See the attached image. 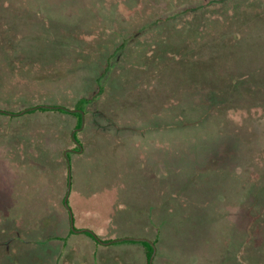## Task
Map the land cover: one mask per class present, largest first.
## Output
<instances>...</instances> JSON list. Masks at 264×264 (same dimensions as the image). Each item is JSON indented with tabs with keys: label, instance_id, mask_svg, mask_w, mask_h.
<instances>
[{
	"label": "trees",
	"instance_id": "16d2710c",
	"mask_svg": "<svg viewBox=\"0 0 264 264\" xmlns=\"http://www.w3.org/2000/svg\"><path fill=\"white\" fill-rule=\"evenodd\" d=\"M44 1L45 3H43L47 6V2L50 0ZM147 1L150 0H110L108 3V8L111 9L110 16L103 17V21L105 22L111 17L118 19L117 28L107 32L109 37L107 40L110 42L112 49L110 53L112 54L114 50L122 51L120 60L130 63V65L134 63L138 66L137 69L143 63L147 67L149 66L150 69L142 72L144 73L142 75L143 79H148V74H151V72L153 75L160 73L161 68H175L172 75L167 73L168 70L164 73L167 78L177 76L180 86L187 94L184 97L180 95V92L175 93L178 94V99L175 100L178 103L175 109L169 107L170 110H166L163 130L169 125H178L181 129L179 134L181 133L183 142H194V147L188 151L184 148L182 150L176 148L175 150L172 147L173 142H170V138L162 139L161 123L160 127H156L157 124H153L151 121L147 123L138 122L136 116L133 117V115L129 116L128 114L129 111L133 112V110L125 108L124 112L128 114V123L137 122L131 129L127 127L125 132V136L130 142V152L113 151L112 158L108 157L112 165L103 170L104 181L101 185L93 167L99 164L98 158L102 153L97 150L88 151L85 148L83 149V142H79V140L77 145L73 144L74 146L69 141L72 138V131H75L73 137L77 139L78 135L81 136L82 133L91 128V126L86 125L82 128L83 119L80 111L82 108L79 105L92 103L95 97L105 94L108 89H118L117 76H115V73L111 75L112 79L109 86L108 82L104 85L101 83L103 79L109 78H107V75L103 74V79L100 78L101 76H97L95 81L90 79V84L93 86L94 83L97 86V88L94 86L96 91L93 93H97V95L92 94L89 98L81 97L76 106L69 108L43 104L38 89L31 87V84H34L36 80L28 83L18 77L15 74V65L18 66L19 64L20 68L23 60H28L32 53L39 52V48L44 49L46 45L51 46L50 48L54 52L52 53L56 56L62 53L64 56L67 49L65 50V47L59 45L60 42L53 41V39L51 41L48 36L46 42L33 44L32 39L38 36L39 30L35 26V21H26L24 26L27 30L25 29L22 42L20 41L17 44L18 48L13 46L9 51L6 44H1L2 39H0V79L3 80L2 82L8 80L7 78L13 79L17 82L16 85L23 86V89L29 87V90L27 93H23L26 96L11 97L10 92L8 94V90L4 89L0 81V104H4L5 107L3 108H6L3 111L1 106L0 116L7 115L9 118V115H11L9 119H13L14 116L22 113H24V116H31V119H34L33 127H35L32 134L37 132L39 124H44L42 116L47 115L45 113L48 112H62L74 117L76 122L73 127L67 128L69 131L71 129L70 137L63 138L64 141L61 140L62 134H59V138L49 141H44L45 139L37 140L42 146H46L47 143L50 144L51 142L60 145L61 156L56 163H53L52 169L33 160L34 158L42 159V152H38L41 148L37 144L29 146L21 138L11 139L9 132H5V126L0 128V178L4 179V181H1V186L7 187L4 191L1 189L0 264H39L38 259L40 264H44L46 254H49L47 243L50 241H64L68 234L74 233L71 224V213L66 205L70 174L72 181L69 205L72 210L73 206L70 203L71 199H74L76 203L78 186L75 174L76 168H73L71 156L68 154L70 168L64 156L66 150L69 149L76 157L79 156L77 159L80 162L90 157L91 175L88 178L92 177L98 182V184L88 188L90 194L87 196V201L91 202L84 214L86 215L89 209L97 211L112 210L113 215L123 220L131 216L130 212L133 211L134 216H138L141 221L140 228L136 229L137 234L148 237L153 245L146 240L121 241L116 239L114 241L115 238L112 237L106 238L91 232L86 234L93 238L98 245L101 243L100 240L112 242L113 245L123 242L140 243L145 249L147 264H150L155 248L157 252L153 264H212V257L202 255L204 250L200 252L198 248V237L200 234L205 233L202 227L209 221L204 212L212 206L211 203H216L219 207L222 206L223 201H220L219 192L220 184L224 186V184L237 183L238 178H241L248 186V181L254 179L257 186L253 196L256 195L258 199L252 198L245 205L240 201L241 203L238 202L236 207L241 219H244L241 223H245L251 228L255 227L257 235H255V240H245V236L236 233L237 240L232 237L233 242L228 244L231 250L227 254V258L234 261L239 258L243 251L246 252L247 249L250 251L253 246L257 254L255 257L250 254L251 259L258 261V264H264V257H261L259 250V247H264L263 241L260 239L261 234H263L261 229L264 225V171L260 166H256L254 171H249L250 167L255 165V162L252 159L243 157L245 152L253 153L259 147H262L263 143L254 131L252 137L241 134L240 129L235 127V124L233 125V120L228 118L231 107L234 109L237 107L236 105L239 107L242 104L243 107L244 103H247L249 106L254 105V108H257L260 104L264 108V44H262L264 40L255 37L249 38L247 35L237 37V31L248 29V25L252 22H257V24H254L250 34L257 32L256 30H259L260 27L264 29V0H151L152 7L148 10L149 12L147 11V18L138 19L136 15H132L137 11L145 12L147 10L145 7L149 9L148 3L145 4ZM89 2L91 3H86L87 6L83 7L82 5V7L89 10L99 9V5L104 7L102 0L100 3L97 0H89ZM23 4H27L26 13L30 14L42 8L41 0L40 2L23 0ZM61 8L57 7V14L53 13V19L58 21L55 23L59 25H62L59 22L61 21L59 16V14H62L59 10ZM11 11L14 16L19 15L18 10L13 11L10 9L9 12ZM117 12H124L125 15L122 16ZM214 19V22L219 20L226 24L224 30L220 31L218 35L212 32L215 25L208 23ZM8 27L11 28V25H8ZM56 28L60 27L57 26ZM41 30V33L48 35L44 29ZM262 32L264 33V31L259 30L258 33ZM54 38L58 39V34ZM249 39L252 42H259L262 47L260 45L253 47L248 44L250 48L248 49L245 43ZM127 41H133L130 47L126 46ZM73 42L79 43V38H76ZM182 48H184L183 51L188 52H185L184 59H180V61L177 60L176 55ZM19 49L23 50L19 51ZM157 49L161 51L162 57L152 62L149 58L154 56ZM135 50L140 51V59H137ZM256 50H258V53ZM261 50L263 56L259 54ZM9 52H11V55L23 57L22 61L19 63L16 58L14 63H9ZM19 52H21V55ZM226 54H230L229 58L225 57ZM170 55L173 56L170 57ZM70 56V59H73V55ZM228 60H231L230 65L235 68V71L232 68L226 70ZM216 61L221 64L216 65ZM196 62L198 64L194 67ZM208 65L211 66V70L208 72L207 70L202 71L206 75L195 73L196 69H204ZM53 67L56 70L61 69L60 64ZM131 68L129 69L132 72L134 69ZM22 70H26V67ZM54 74L52 73V76L56 79ZM63 75L67 76H58L62 85L69 79L68 71ZM33 76L36 77V75ZM199 76H203L205 79L202 80ZM131 77L136 78L135 73ZM8 83L13 84L12 81H8ZM161 84L163 82L157 85L160 86ZM143 88L148 90L147 93L151 90L148 85ZM137 89L133 88L131 91ZM57 90L60 92L61 89ZM29 91L33 94L31 95ZM129 91L130 88L126 91V96L129 95ZM45 95L50 96L48 93H45ZM168 96L171 99L172 94ZM112 97H114L113 94ZM141 97L145 101L146 96ZM261 103L263 104L261 105ZM6 105L9 107H6ZM173 114L175 121L178 123H172L173 120H170ZM5 120L9 123L7 118ZM155 122L157 121L155 120ZM125 128L126 125H124ZM217 134L221 137V140L213 142L212 139ZM255 137L259 138L258 143L255 141ZM31 138H34V136ZM144 138H146L144 144H150L152 151L141 149L140 154L132 152L135 150L134 148H137L133 145H142ZM169 143H171L172 151L169 149L164 151H168L171 156L178 159L171 166L165 165V158L163 159L160 151L162 147L166 148V144ZM71 146L72 148H69ZM113 146H116L114 139L110 147ZM215 146H218V148ZM113 161H115L117 168L110 170ZM32 162L34 164L31 166ZM160 165H165V170H168V175L164 178H160ZM179 165L181 169H183V166L188 167L190 165L193 168L184 171V174L183 172L178 173L175 168ZM239 165H242L240 167L243 168V171L238 173ZM14 166L16 169L13 168ZM135 176H141L142 180L139 184L135 182ZM126 183L131 186L130 190L134 195L132 203L121 198V193H123L121 190ZM259 185L261 188H259ZM17 190H21V192ZM101 194H105L106 197L111 194V197L108 196L111 204L105 206V208L92 203V201L95 202L99 199ZM135 196L139 198L136 199ZM117 207L120 208L116 209ZM115 209L116 211H114ZM259 242L261 245H259Z\"/></svg>",
	"mask_w": 264,
	"mask_h": 264
},
{
	"label": "rangeland",
	"instance_id": "374dc122",
	"mask_svg": "<svg viewBox=\"0 0 264 264\" xmlns=\"http://www.w3.org/2000/svg\"><path fill=\"white\" fill-rule=\"evenodd\" d=\"M35 1L40 2V0L38 1L35 0ZM100 1L101 0H97L98 3H100ZM102 1L104 2V7H101V5H99V9L89 10L83 8L86 5V3L88 4L91 3L89 2V0H50L49 2H47V6L44 4L45 1L41 0V4L44 2L41 5L42 7L41 10L38 9L35 11V13L34 12L31 13L32 14L31 17L30 13H26L27 12L26 9H28V6L27 4H23V0H0V37H1L0 39H2L1 44H6L7 49L9 51H11V47L13 46L17 47V44L20 43V41L22 42L23 36H25V29L27 30V28H25L24 26V23L26 21L28 22L32 20L35 21V26L39 30L38 36H35L32 39L33 44H35L36 42L38 43L46 42L48 36V38H50L51 41L53 39V41L60 42L61 44L59 45L65 47L64 48L65 50L67 49L66 50L67 52L64 56L63 53L61 55L56 56L53 54L54 52L53 49L50 48L51 46L46 45L44 49L39 48L40 49L39 52H36L35 54L32 53V55L28 58V60H23V61L21 60L23 57L11 55L10 54L11 52H9L8 55L9 58L7 57L9 63H14L17 58L19 63L22 61L24 64V65L21 64L20 68H19V64L18 66L15 65L16 68L15 74L21 79L26 80V82L28 83L36 80L34 84H31V87L38 89L41 95L40 100L43 104H49V105L51 104L52 106L57 105V106L69 107V108L76 106L78 100L81 99V97L89 98L94 93V91H96V89L94 90V86L95 88H97V86L94 83L92 86L89 82L90 79L91 80L93 79L95 81L97 76H101L100 78H102L103 74L107 75V78L108 77L109 78L106 80L102 78L104 81L101 79L102 80L101 83H103L104 85L106 84V82H108V86H109L110 81L112 79L111 75L115 73V76H117L118 89H108L105 91V94L95 97L92 103H89L88 105L84 103L79 105V107L82 108L80 109V111L82 112V119H83L82 128H84L85 125L91 126V128L88 129L86 132L82 133L81 136L78 135L77 139L73 137L75 131H72L71 140L68 138L70 140L69 143L72 146H74L73 144L77 145V142L79 140V142H83V145L81 144L83 149L85 148L88 151L97 150L98 152L102 153V155L99 158L97 157L99 159V165H98L99 167L98 166L97 167L99 171L98 176L101 185L102 182L104 181L103 170L107 169L108 167H111L112 165L109 162L108 157L112 158V156L114 155L113 151L127 152V153L130 152V142L128 141L127 136H125L126 134L125 132L127 130V127L131 129L134 125H136L137 122L135 121L132 123H128L127 121L128 114L129 116L131 115H133V117L136 116V120L138 122L147 123L151 121L153 124L156 123L157 124L155 125L156 127H160V123H161L162 139L170 138L171 139L170 142L171 143L173 142L172 147H174L175 150L176 148L180 150L184 148L185 150L188 151L190 150V148L194 147V142L191 141L183 142V140L181 139V133L179 134L181 129L179 128L178 125L175 124H173L172 126L169 125L165 127L163 130L164 127L163 121L166 120L165 118L166 110H170L169 107L171 109H175V106L178 103L177 101H175L176 99H178L177 98L178 94L175 93L180 92V95L184 97H186L187 94V92L183 90L182 86H180L179 78L177 76L167 78V76L164 73V71L168 70L167 73L169 75H172V73L175 72V68L174 67L163 68V69L161 68L160 73H156L155 75H153V73L151 72V74H148L149 75L148 79H143L142 75H144V73L142 72L145 71L146 69H150L149 66L147 67L143 63V65L139 69H137L136 67L138 66H136L134 63L133 65H130V63H126L125 61L120 60V58H122V54H120L122 51L114 50V52H112L113 54L112 55L110 53V51L112 50L110 47V42L107 40L109 38L107 32L113 31L114 29L117 28L116 23L118 22V19L112 17L110 19L108 18L106 20L108 21V23L105 24L106 21L105 22L103 21V17L110 16L111 9L108 8V3L110 2V0H102ZM146 3H148L149 9L145 7V9H147L145 10V12L137 11L136 13L134 12V14L132 15L134 16L136 15L138 19H144V17L147 18V14L149 12L148 10H150L151 9L150 7H152V1L150 0L145 2V4ZM49 4L52 6H50ZM57 7L58 8L62 7L61 9H59L62 12V14H59L61 18V21L59 22L64 26L55 23L58 21H55V19H53V13L57 14L56 13ZM10 9H12L13 11L18 10L19 15L14 16L12 11L9 12ZM74 12H76V14H74ZM117 13H120L122 16L125 15L124 12H117ZM214 21L215 19L208 23H213L215 25L212 32L218 35L220 31L224 30L226 24H224V22H221L219 20H217L218 23L217 21L216 22ZM254 24H257V22L250 23L248 25L249 28L244 31L239 29V31H237V37L239 35H247L249 38L255 37L264 40L263 38L264 33L263 32L258 33L259 30L264 31L262 27H260L259 30H256L257 32L250 34V30L254 28ZM8 25H11V28L8 27ZM217 25H219L220 27L218 28ZM57 26L60 28H56ZM41 29H44L48 33V35L46 33H41L42 31ZM56 34H58V39L54 38ZM76 38H79V43L73 42L76 40ZM132 43L133 41H129V42L127 41L125 44L126 46L130 47ZM248 44L253 47H257L259 45L262 47V45L259 42H252L251 39H249L248 42L245 43L246 47L250 49L248 47ZM159 47L160 46L158 45V48ZM22 50L23 49H19V51ZM183 50L184 48H182L181 51L177 53L178 54L176 55L177 60L184 59V54L185 52L187 53L188 51L186 50L183 51ZM256 52L258 53V50H256ZM20 53L21 52H19V54ZM135 53L137 54V59H140V51L135 50ZM71 54L73 55V59H70ZM259 54L263 56L262 50L260 51ZM172 56L173 55H170V57ZM229 56L230 54L225 55L226 58H229ZM159 57H162V54L161 51L157 49V52L154 54V56H152V58L149 59H151V61L154 62L155 59ZM230 61L231 60H228L229 63L226 62V70H228V68H232V70L235 71V68H233L230 65L231 64ZM218 63L220 62L217 61L215 62L216 65ZM59 64L61 69L60 70L57 69L58 70L57 71L53 66ZM155 64L158 65L157 63ZM197 64L198 62L195 63L194 67ZM25 67L26 70H22V68ZM0 68H1V57H0ZM129 68L134 70L131 72ZM65 70L68 71L69 79H67L64 85H62L59 82L58 76H63V77L67 76V75H63V73H66ZM205 70H207V72L210 71L211 66L208 65L204 69L201 68L196 69L195 73L196 74L202 73L206 75L205 73L202 72ZM52 73H55L54 76L56 77L57 80L52 76ZM124 73H126V75H124ZM133 73H135L136 78L131 77ZM33 75H36V77ZM199 77L202 80L205 79L203 76H199ZM7 79L8 80H5L6 83L5 81L2 82L3 80L1 79L0 81L4 86V89L8 90V94L10 92L11 97L16 98L18 96L19 97L26 96L23 93H27L29 87H27L28 89L26 88L23 89V86L19 84L16 85L17 82H15V80L13 79L11 80L10 78ZM8 81L9 82L12 81L13 84H9ZM57 81L59 83H56ZM162 82L163 84H161L160 86L157 85ZM146 85H148V88L151 89L149 90L148 93H147L148 90L143 88ZM128 88H130V91H129V95L126 96L125 94ZM133 88L134 89L138 88V89L132 92L131 90H133ZM57 89H61L60 92ZM157 89H159V91H157ZM34 90L36 91V89ZM29 93L31 95L33 94L31 91H29ZM45 93H48L50 96L45 95ZM112 94L114 97H112ZM171 94L172 97L171 99H169L168 95ZM93 95L95 96L97 95V93ZM174 95H176V97H174ZM141 96L143 97L146 96L145 101L142 99ZM12 103H13V99H12ZM262 104L263 103H261V105ZM1 106L2 108L5 107L4 104L3 105L0 104V110H1ZM7 106L8 105H6V107ZM228 106L231 105L229 104ZM236 106L237 107L234 109L231 107L232 110L230 109L228 116V118L233 120V125L235 124V127L240 129L241 134H243L244 136L250 135L252 137V135H254L253 131L256 132L257 136L260 138V140L264 145V108L261 107L260 104L257 106V108H254L255 107L254 105L249 106L247 103H244L243 107L242 104L239 107L238 105ZM125 108H130L131 110H133V112L129 111L127 114V112L126 113L124 112ZM5 109L6 108H3L2 110L5 111ZM84 109L86 110L83 111ZM45 114L47 115L42 116V120H44L42 122L44 124L42 125L39 124L37 126V132L35 134H32L33 133L32 130L35 128L33 127L34 119H31V116L29 115L24 116V113H22L21 115L16 114L17 116H14L13 119H9L11 118V115H9V118L7 115H4V117L0 116V128L5 126L4 127L5 132L7 133L9 132V136L12 137L11 139L21 138L29 146L31 144L32 146H35L37 144L41 148V150H39L38 152H42L41 153L42 159L40 160L34 158L33 160H35L37 163H41L42 165L48 166L52 169L53 163L54 162L56 163L59 157L61 156L60 155L61 147H59L60 145L58 143H53V142H51L50 144L47 143L46 146H42L38 141H41L43 139H45L44 141L57 139L59 138V134L63 135V137H61L62 138L61 140L64 141L63 138L67 139V137H70L71 129L69 131L67 130V128L73 127L76 122V119L70 115L64 114L59 111L48 112ZM154 116L155 118H153ZM6 118L7 120H9V123H7V121L5 120ZM154 119L157 122H155ZM170 120H173L172 123H178L175 121L174 114ZM124 125H126L125 129H124ZM32 136H34V138H31ZM0 137H1V133H0ZM259 138L255 137V141H257V143L259 141ZM113 139L114 142L116 143V146L110 147ZM212 140L213 142H216L217 140L220 141L221 137L217 134L213 137ZM145 142H146V138H144V142L142 143V145H138V146L133 145L134 147L137 148H134L135 150H133L132 152H136V154H140L141 149L143 151L146 149L152 151L151 145L144 144ZM171 143L166 144V148L162 147V149L160 150L163 159L165 158V165L167 166L173 165L178 160L176 159V157L171 156L168 151H164L165 149H169L172 151ZM263 145L262 147H259V149L255 150L253 153L245 152L243 154V157L252 159L255 162V165L250 167L249 171H254L256 166H260L264 171ZM72 146L69 148H72ZM215 147L218 148V146ZM69 150H66L64 156L68 161V163L70 162L68 154L71 156L73 168L74 169L76 168L77 170L78 166L81 164V162L77 159L79 156L76 157ZM89 158L90 157L85 158V163L90 162ZM33 164L34 162L31 163V166ZM142 164L144 165V163ZM165 165H160L161 167L160 178H164L166 177V175H168V170H165L166 169ZM240 166L242 165H239L237 169L238 173L240 171H243V168ZM188 167L183 166L182 167L183 169H181V166L179 165L175 169L178 171V173L183 172L184 174V171L193 168V166L191 165ZM13 168L16 169L15 166ZM116 168H117L116 163L115 161H113V166L110 170H114ZM170 173L172 174L171 169H170ZM84 175H85V169L83 168L81 170L80 177H83ZM141 180H142L141 176H137V177L135 176L136 183L139 184ZM243 180L244 179L238 178L237 183L224 184V186L220 184L219 192L221 198L220 201H223L222 206L219 207L216 205V203L214 204L211 203L212 206H210L209 209L204 212V215L208 217L209 221L202 227L205 233L200 234L198 237V248L200 252L204 250L202 252L203 253L202 255L204 256L208 255L212 257L211 260L212 264H258V261L257 262L256 260L253 261L252 260L253 258L251 259L250 257V254L252 256L254 255V257L257 254V251L253 248L252 245L250 251L248 249L246 252L243 251L239 255V258H237L236 260L233 261V259L227 258V254L231 250L228 244H231L233 242L232 237H234L235 240H237L236 233L238 235L241 234L242 236H245V240H251V239L255 240V235H257L256 234L257 229H255V227L251 228L248 227L245 223L243 224L241 223L243 222L244 219H241V215L236 207L237 203L240 201H242L243 204L245 205L250 199L257 198L256 195L255 197L253 196L255 194V187L257 186V184L255 185L254 182L255 180L252 179L251 181H248V186L245 185ZM1 181H4V179L0 178V200H1V189H3L4 191V189L7 188L1 186ZM241 182L244 184H242ZM244 185L246 189L244 188ZM260 185L259 188H261ZM83 187H85V185ZM130 187L131 186L128 183L124 185V187L121 190L123 191V193H121L122 195L121 198L124 201H128L132 203L134 200V195L131 192ZM17 191L21 192V190H17ZM111 194H109L108 196L111 197ZM70 195H71V189L70 191L68 189L67 192L68 206H69V210L72 211L73 216L76 219V221L74 222V226L77 230H83L80 228L86 227L93 234L98 236L102 235L105 236L106 238L112 237L113 239L115 238L114 241H116V239L120 240L124 238H142L153 245V243L148 239V237H144L143 235L137 234L136 229L140 228L141 221L139 220L138 216H134L133 211L130 212V214H132L131 216L123 220L120 217L113 215L111 213L112 210L97 211V210L89 209V212H87L85 215L84 213L86 212V210H88L87 206H89L90 205L89 203L91 202V201L89 202V200L87 201L88 199L87 196H89L87 192L81 195L76 194V198H77L75 200L76 203L74 202V199H71L70 204L73 206V210L69 205ZM108 196L106 197L105 194H101L99 199H97L95 202L92 201V203L98 207L100 206L105 208V206L111 204L110 201L108 200L109 199ZM135 198L138 199L139 197L135 196ZM119 208L117 207L116 209ZM116 209L114 211H116ZM242 217L244 218L245 216L243 215ZM261 232L263 234H261L260 239L263 241L264 244V225L263 228L261 229ZM82 241H88L89 243L88 242L82 243ZM241 241H242V237H241ZM78 242H79L78 246L76 248H73L74 244ZM47 244H48L47 252H49V254H46L47 256L44 261V264H147L145 249L143 245L140 243L131 244V243L123 242L114 245L112 244L102 245V247H100L101 248L100 253L98 254H95L94 248L96 247V244L94 240H92L86 234L72 235L71 238L69 239V243L68 241L66 243L67 247H63V245H61L59 251L57 250L56 247L57 244L55 242L53 243L52 241H50ZM259 245H261V243ZM259 250L261 253V257L262 256L264 257V247L263 246L259 247ZM243 254L245 255L243 256ZM38 263L40 264L39 259H38Z\"/></svg>",
	"mask_w": 264,
	"mask_h": 264
},
{
	"label": "crops",
	"instance_id": "0c3cea01",
	"mask_svg": "<svg viewBox=\"0 0 264 264\" xmlns=\"http://www.w3.org/2000/svg\"><path fill=\"white\" fill-rule=\"evenodd\" d=\"M79 160V159H78ZM89 163L90 162H88V163H85V159H84V161L83 162H81V164L78 166V169L76 170V182H77V186H78V188H77V190H78V194L79 195H81V194H85V192H87V194L89 195L90 194V190H88V188H90V187H92V185H94V184H98V182L97 181H95L94 179H92V177L91 178H88L90 175H91V165H89ZM99 165V164H98ZM97 165V166H98ZM93 167V169H94V173H95V175H97L98 176V173H99V171H98V167ZM85 169V175L83 176V177H80V173H81V170L82 169ZM90 168V169H89ZM87 173H88V175H87ZM99 177V176H98ZM90 179V180H89ZM71 181H72V178H71ZM85 185V187H83ZM80 216H82V215H80ZM80 229H87L86 227H82V228H80ZM88 230V229H87ZM86 233H89V232H75L74 231V233L73 234H68L67 236H66V239L64 240V241H59V242H55L56 244H57V250L59 251L60 250V246L61 245H63V247H67V241H68V243H69V239L71 238V236L72 235H75V234H79V235H84V234H86ZM66 235V234H65ZM87 235V234H86ZM88 237H90L89 235H87ZM91 238V237H90ZM92 240H94L93 238H91ZM103 241V240H102ZM83 242H88V241H82V243ZM94 242H95V244H96V247L94 248L95 249V254H98V253H100V247H102V245H110V244H112V243H110V244H107V243H103V242H101L100 243V245H98L97 244V242L94 240ZM54 243V242H53ZM89 243V242H88ZM78 244H79V242L78 243H75L74 244V246H73V248H76L77 246H78ZM113 245V244H112Z\"/></svg>",
	"mask_w": 264,
	"mask_h": 264
},
{
	"label": "water",
	"instance_id": "95a60500",
	"mask_svg": "<svg viewBox=\"0 0 264 264\" xmlns=\"http://www.w3.org/2000/svg\"><path fill=\"white\" fill-rule=\"evenodd\" d=\"M70 163V162H69ZM70 165L71 164H69V168H70ZM69 191H70V189H71V174H70V184H69ZM66 205L68 206V196L66 197ZM68 208H69V206H68ZM70 213H71V224H72V228H73V230L75 231V232H91L90 230H87V229H83V230H77L76 228H75V226H74V216H73V213H72V211H70ZM92 233V232H91ZM121 241H124V240H127V241H144V239H142V238H124V239H120ZM101 242H103V243H107V244H110V243H112V242H104V241H102V240H100ZM156 252H157V250H156V248H155V251H154V254H153V256H152V258H151V260H150V264H153V262H154V258H155V255H156Z\"/></svg>",
	"mask_w": 264,
	"mask_h": 264
}]
</instances>
